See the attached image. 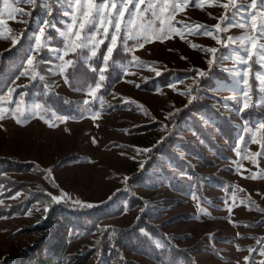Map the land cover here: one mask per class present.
Instances as JSON below:
<instances>
[{
  "label": "rangeland",
  "instance_id": "rangeland-1",
  "mask_svg": "<svg viewBox=\"0 0 264 264\" xmlns=\"http://www.w3.org/2000/svg\"><path fill=\"white\" fill-rule=\"evenodd\" d=\"M29 24L35 25L26 31L30 38L22 34ZM25 36V67L4 101L39 75L48 88L83 109L97 90L69 85L71 63L102 50L104 71L105 59L122 41L130 42V56L122 78L99 99L100 108H88L79 118L44 115L36 104L0 108V156L29 162L28 170H11L0 179V261L33 264L44 259L38 246L51 238L56 247L50 263L101 264L103 255L95 249L101 231L64 230L49 201L57 200L53 211L63 200L100 204L144 169L146 178L128 185L140 206L99 225L128 227L144 203L143 217L146 212L149 222L178 245L197 247L199 264H264V249L253 250L264 235V221L255 224L264 217V127L241 116L257 85L255 100L264 113V0H0V53ZM41 49L49 51L45 60L39 58ZM79 50L80 56L72 57ZM168 71L181 73L159 85L155 78ZM209 77L212 83L203 85ZM196 98L237 130L226 142L214 122L203 118L218 150L203 144L186 124L174 126ZM170 133L194 140L208 157L192 159L177 150L203 176L201 193L176 192L161 178L158 164L165 159L155 161L153 151ZM32 190L40 191L34 202L8 213ZM123 261L158 264L124 249L104 263Z\"/></svg>",
  "mask_w": 264,
  "mask_h": 264
},
{
  "label": "trees",
  "instance_id": "trees-1",
  "mask_svg": "<svg viewBox=\"0 0 264 264\" xmlns=\"http://www.w3.org/2000/svg\"><path fill=\"white\" fill-rule=\"evenodd\" d=\"M57 1V0H56ZM54 2V1H52ZM56 3V2H55ZM54 3V4H55ZM40 3H36V11H40ZM33 20H31L32 23ZM28 29L24 30L22 34L28 35V30L33 31L35 25L29 24ZM28 33H27V32ZM48 35L52 38L55 34L51 31H47ZM120 34H123L121 31ZM22 37L16 44L7 51L0 53V108L6 106L11 108L19 105L33 106L34 104L40 107L39 112H43L44 115L57 116L61 119L66 118H79L82 114L89 110L96 111L100 108V100H103L110 92V89L115 83L122 78L123 67L128 62L130 46L129 43L123 41L116 46L105 62L106 69L103 71L100 69V63L104 59L102 56L104 51L100 50L90 59H86L85 55L81 58L79 52L73 53V56L78 57L71 63V67L68 70L67 81L74 90L85 91L93 87L97 92L93 99L86 103L84 108H80L77 102L65 95L55 92L45 85V81L42 76L35 75L31 80L25 84H22L11 91L6 101L2 97L8 92L9 85L12 80L19 76L26 62V47L28 44V38ZM123 37H120V40ZM54 39L51 41L53 42ZM131 41V40H130ZM50 43V42H49ZM48 49H41L42 54L39 57L42 60L47 58ZM73 59V58H72ZM90 60V61H89ZM47 66V65H46ZM46 66H42L44 72ZM181 72L168 71L162 77L159 76L156 82L159 85L167 83L169 78L179 77ZM36 74V73H35ZM38 74V73H37ZM220 78L219 80H221ZM212 79L209 77L202 82L203 85H210ZM258 85L254 87L253 102L241 112L242 118L251 123L252 125L261 124L264 127V113L259 110L256 103ZM19 103V104H18ZM35 106V105H34ZM203 118H207L214 122V125L218 128L221 135L226 142H230L232 137L234 138L236 128L230 124V119L223 116L218 110L210 108L196 98L193 103H190L184 108L181 113L178 114V118L175 119V125L180 123L186 124L187 128L203 142L208 144L209 147L218 150V146L214 141V137L209 135L205 128L206 122ZM173 132V131H171ZM211 144V145H210ZM182 150L186 155L192 159H200L209 161L208 157L196 146V143L192 139H183L178 137L174 133H170L161 141L156 150L153 151V158L157 161L158 158L165 159V162L158 164V169L161 173V178L167 183V185L174 191L188 194L192 192L201 193L203 185V176L197 171L193 162L181 157L184 153H178L177 150ZM159 163V162H155ZM29 162H21L16 159L0 156V179L3 174L11 170H28ZM146 169H149V165H146ZM144 169L140 170L134 177L130 178L129 183L132 184L145 179ZM129 183L113 195L110 199L100 204H79L70 203L63 200L61 205L57 206V210H54L56 201L51 202V214L61 217V220L65 223L64 230L77 229L79 232H95L101 231L99 241L95 246V249L103 255L102 263L107 262L117 256L121 251L128 250L133 253H138L149 257L158 264H199L197 258L194 255V250L197 247H184L176 243L170 234L162 231L157 225L150 223L148 215L145 212L143 217L142 212L147 210V205L142 203V210L137 217L136 221L128 227H117L111 225L101 226L99 222L104 218L113 217L120 214L126 208H132L139 205L138 198L132 193ZM18 188V185L16 186ZM40 195V191L32 190L27 195V200L20 201L16 205L8 210V213L18 211L19 207L23 205L27 208L29 201L34 202ZM126 205V207L124 206ZM140 206V205H139ZM264 221V217L257 221L255 224H259ZM54 236V235H51ZM260 241L254 247V251H262L264 249V235L259 236ZM56 241L54 239H44L38 246V249L43 253L44 259H37L33 264H54L50 263L52 259V250L56 247ZM107 256V258H106ZM131 261H123V264H131ZM0 264H10L7 261H0ZM13 264H16L13 263ZM28 264V263H22Z\"/></svg>",
  "mask_w": 264,
  "mask_h": 264
}]
</instances>
